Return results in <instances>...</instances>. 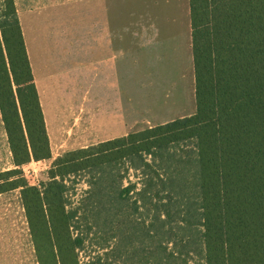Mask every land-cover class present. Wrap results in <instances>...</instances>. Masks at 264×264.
Listing matches in <instances>:
<instances>
[{"label": "trees", "instance_id": "1", "mask_svg": "<svg viewBox=\"0 0 264 264\" xmlns=\"http://www.w3.org/2000/svg\"><path fill=\"white\" fill-rule=\"evenodd\" d=\"M190 7L195 113L65 152L39 189L20 168L51 158L49 137L15 1L0 0V114L15 167L0 172V194L20 190L39 264H77L84 243L71 232L77 210L66 209V179L115 158L149 167L145 156L186 142L197 154L201 230L181 220L183 234L165 233L161 243L201 247L205 264H264V0H190Z\"/></svg>", "mask_w": 264, "mask_h": 264}, {"label": "rangeland", "instance_id": "2", "mask_svg": "<svg viewBox=\"0 0 264 264\" xmlns=\"http://www.w3.org/2000/svg\"><path fill=\"white\" fill-rule=\"evenodd\" d=\"M53 1L59 26L51 31L54 34L57 29L61 36L58 40H63V54L55 62L57 84L52 98L57 104H63L68 96L72 99L70 109L64 108L53 115L55 121L49 124L51 158L32 160L20 168L27 183L39 189L50 180L49 172L56 158L68 151L99 144L94 110L93 115L88 116L86 106L79 102L80 90L85 87L79 82V46L75 42L67 43L76 41L79 36L78 0ZM15 2L29 60L35 65L32 17L36 9L47 7V0ZM44 33L49 34V29ZM147 73L136 77L137 131L154 127L163 119L195 113L193 67L185 66L183 70L181 96L178 93V98L183 99L182 107L167 116L164 115L165 103L175 97V84L170 82L169 76L150 84L155 77ZM180 87H176L177 92ZM68 89L74 92L70 94ZM92 90L93 99L94 86ZM144 160L149 167L144 168L139 158H115L112 164L103 165L101 169L81 172L65 180L69 186L66 209L77 210L71 232L74 238H84L83 245L75 251L77 264H205L201 247L161 243L165 233L166 236L168 232L173 236L183 234V229L177 225L181 220L194 224L190 228L194 233L201 230L195 225L199 220V191L193 144L181 143L162 155L145 156ZM13 168L0 114V172ZM129 187L131 190L126 193L124 190ZM164 212L169 214L170 230L159 221L160 216L164 218ZM0 264H39L19 189L0 194Z\"/></svg>", "mask_w": 264, "mask_h": 264}, {"label": "crops", "instance_id": "3", "mask_svg": "<svg viewBox=\"0 0 264 264\" xmlns=\"http://www.w3.org/2000/svg\"><path fill=\"white\" fill-rule=\"evenodd\" d=\"M78 4L79 36L67 43L79 46V82L85 84L79 102L86 106L88 116L94 110L99 143L137 132L136 77L146 71L155 77L150 84L165 76L175 84L176 95L165 103L164 115L182 107L178 93L181 96L183 70L185 66L194 70L190 0H78ZM41 8L32 17L35 65L30 62L49 136L53 115L69 110L72 98L68 96L63 104L52 98L57 84L54 66L63 54V40H58L57 29L54 34L51 31L59 26L54 1L47 0V7ZM46 29L49 34L44 33ZM177 86H181L179 92ZM175 119H163L156 126Z\"/></svg>", "mask_w": 264, "mask_h": 264}]
</instances>
